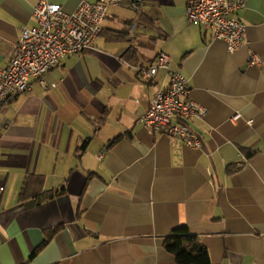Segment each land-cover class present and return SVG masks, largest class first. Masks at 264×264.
<instances>
[{
    "label": "crops",
    "instance_id": "obj_1",
    "mask_svg": "<svg viewBox=\"0 0 264 264\" xmlns=\"http://www.w3.org/2000/svg\"><path fill=\"white\" fill-rule=\"evenodd\" d=\"M39 1L0 0V66L22 28L36 26ZM48 1L71 12L82 0ZM132 1L109 7L93 48L0 109V264H178L164 242L181 225L214 264H264V0L237 14L247 30L234 53L188 21V0H142L140 10ZM160 51L208 109L187 120L201 147L144 125L169 73L145 80L139 67ZM33 175L65 191L22 199Z\"/></svg>",
    "mask_w": 264,
    "mask_h": 264
},
{
    "label": "built area",
    "instance_id": "obj_2",
    "mask_svg": "<svg viewBox=\"0 0 264 264\" xmlns=\"http://www.w3.org/2000/svg\"><path fill=\"white\" fill-rule=\"evenodd\" d=\"M122 4L123 0H82L69 12L61 4L40 0L34 9L36 26L22 28L8 65L0 66V109L30 91L32 78L46 85L45 74L62 65L67 56L93 48L109 7ZM142 5V0L129 4L134 10L142 9ZM245 7L246 0H188L186 13L189 22L211 30L213 38L225 40L229 52L234 53L245 44L246 24L237 16ZM138 25L137 19L132 20L129 33H135ZM254 60L260 59L256 56ZM160 68L168 70L169 84L159 88L150 100L144 114L145 127L153 133L180 138L190 147H201V138L187 120L205 117L208 109L192 99L189 79L171 64L165 51L159 52L154 63L139 67V73L151 80ZM239 117L236 113L233 120Z\"/></svg>",
    "mask_w": 264,
    "mask_h": 264
},
{
    "label": "trees",
    "instance_id": "obj_3",
    "mask_svg": "<svg viewBox=\"0 0 264 264\" xmlns=\"http://www.w3.org/2000/svg\"><path fill=\"white\" fill-rule=\"evenodd\" d=\"M256 152H251L252 157ZM232 168L230 171H236ZM44 177L42 175L27 176L20 191V197H35L38 202L54 198L65 190L63 189H43ZM62 226H56L46 231L47 243ZM166 249L172 253L178 264H214L208 248L202 243L200 237L191 233L187 225H181L169 234L164 242Z\"/></svg>",
    "mask_w": 264,
    "mask_h": 264
}]
</instances>
